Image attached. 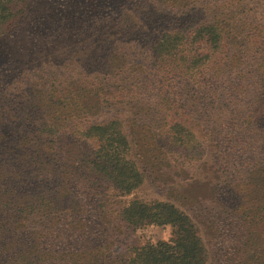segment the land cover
Segmentation results:
<instances>
[{
  "label": "trees",
  "instance_id": "1",
  "mask_svg": "<svg viewBox=\"0 0 264 264\" xmlns=\"http://www.w3.org/2000/svg\"><path fill=\"white\" fill-rule=\"evenodd\" d=\"M29 1L31 0H0V36L22 20ZM73 1L78 2L70 0L73 5ZM80 5L89 8L90 13L97 3L95 0H84ZM137 14L142 15L141 10H137ZM212 14L194 15L188 21L184 20L183 14L167 17L169 25L156 29L157 36L149 33V36H155L151 44H148L150 64L159 67L163 82H167L166 78L169 76L175 81L182 80L186 83V88L196 86L200 92L193 94L201 96L198 100L210 96L211 104L218 103L217 116L221 114L224 117L229 106H241L239 100L232 95L233 90L245 85L248 78L257 79L254 103L248 107V111L229 115L225 127L229 134L226 138L241 135L236 141L229 142L238 143L239 152L243 149L244 159H240V168H248L244 169L245 173L258 177L259 181L252 187L251 194L264 199V37L261 33H249L243 35L242 42H238L237 34L219 19L214 21ZM214 14L220 16L221 13L217 11ZM245 20L249 22L247 27L250 31L253 19L246 17ZM128 31L129 29L123 28L117 33ZM125 42L129 43V40ZM231 48L238 54V57L233 54L232 61L229 53ZM92 49L90 47L80 54H89ZM65 52H68L67 49H56L54 55L63 56ZM85 61L90 60L82 61L85 68L79 74L80 79L76 84H65L57 82L56 78L52 79V96L63 97L64 101L71 102L69 109H63V114L81 116V121L62 126L58 121L59 117L54 116L57 119L55 123L40 125L42 131L50 135L49 139L45 143L39 141L34 144L31 142V126H18L20 135L17 142L23 140L28 145L24 147L23 155H15L13 160L0 146V195L3 194L1 198L4 202L2 205L0 198V264H115L117 260L113 259L112 239L101 228L109 224L103 223L107 214L96 209L95 214H92L87 205L88 197L92 196L91 189L75 176L80 179L81 169H84L94 178L109 184L117 196L123 197L138 189L144 183L146 175L145 170L137 164L140 157L136 156V141L129 139L123 130L124 121L117 117H101L113 114L112 106L120 103L112 105L110 100L99 102L100 97L109 92L104 84L106 78L97 72L99 67L95 62ZM243 65L249 70L245 71L243 68L246 67ZM117 80L114 84H118V88L113 89V95L110 94L112 100L119 98L116 90L130 79L127 76ZM64 85L67 86L63 87ZM135 95L139 96V92ZM76 101L78 103L74 104ZM163 101L183 114L186 120L190 114L196 113V110L193 113L190 111L195 101L188 105L181 99L177 101L165 95L162 96L161 102ZM115 113L117 114V110ZM99 114L100 118L89 119L93 123L84 120L88 115L94 118ZM99 119L102 121L95 122ZM239 120L241 127L238 131L235 130V125L230 130L229 126ZM181 124H166L162 128L157 126L155 136L159 137L163 149L171 152L175 148H183L179 157L184 161L196 160L195 157H200L201 149L195 144L190 129ZM253 129L256 131L253 132ZM61 130H64L63 134L60 133ZM251 132L257 138L251 137ZM144 136L147 139V135ZM81 145L84 150L78 152V156L82 158L76 159V148ZM193 146H196L195 149ZM72 158L76 163H71ZM70 168L77 173L75 176ZM220 190L222 192L219 193L212 191L216 194L213 209L216 211L215 222H206L203 226L213 230V234L217 233L216 230L226 234L227 264H256L258 260L264 264V252L257 259L259 254H254L252 245L245 240H228L229 235L240 225L242 214L245 216L246 213L257 230V224L260 225L261 220L252 221L255 210L242 212L239 193L228 197L224 189ZM82 202H86V208H82ZM25 209L28 213L22 217ZM262 210L263 207H260L259 211ZM16 214L19 215L18 219H15ZM110 214L114 222L134 229L161 226L168 227L170 231L165 241L126 248L121 261L123 264H205L207 261V250L199 228L185 212L171 203L155 201L145 204L131 201ZM260 227L264 228V225Z\"/></svg>",
  "mask_w": 264,
  "mask_h": 264
},
{
  "label": "rangeland",
  "instance_id": "2",
  "mask_svg": "<svg viewBox=\"0 0 264 264\" xmlns=\"http://www.w3.org/2000/svg\"><path fill=\"white\" fill-rule=\"evenodd\" d=\"M83 1H73L75 2L73 5L70 0H31L22 20L9 32L0 36L2 151L10 155L12 160L15 155H23L24 147L28 144L23 140L17 142L20 135L18 126H31V142L34 144L39 141L45 143L49 139L50 135L42 131L40 125L55 123L57 119L54 116L59 117L58 121L62 126L81 121V116L66 113V117L63 114V109H69L71 102L64 101L63 97L52 96L54 89L52 79L56 78L57 82L65 84H76L80 79L79 74L85 68L82 61L89 59L90 61L85 62H95L99 67L97 72L106 78L104 84L109 90L100 97L99 102L110 100L112 105L115 103L120 105L112 106L111 115L99 114L94 118L88 115L84 120L93 123L94 121L89 119L95 120L101 116L104 119L117 117L124 121L123 130L129 139L136 141L135 152L136 156L140 157V163L137 161V164L145 170L146 175L144 183L138 189L130 195L121 197L113 192L109 184L94 178L88 171L81 169V177L78 179L75 176L77 173L70 168L75 178L91 189L92 196L88 197L87 205L92 214H95V209L107 214L103 218V223L109 224L101 228L106 232L105 235L112 239L113 259H117L115 264H123L121 261L126 248L165 241L169 237L168 227L146 226L134 229L114 222L110 212L131 201L145 204L158 201L175 205L199 228L207 250L205 264H227L226 234L218 230H216L218 234H213L214 231L203 224L215 222L216 211L213 209L216 194L212 191L216 190L219 193L222 192L220 190L222 188L228 197L233 193H239L242 212L255 210L252 221L261 220L260 225H264V199L251 194L252 187L259 181L258 177L245 173L244 169L248 168H240V159H244L243 149L239 152L238 143H234L236 145L234 146L229 141H236L241 135L226 138L229 134L228 128L225 127L229 115L248 111V107L254 103L258 81L256 78H248L245 85L234 89L232 95L239 100L241 106L238 104L229 106L226 117L221 114L219 117L218 103L211 104L210 96L198 100L201 96L193 94L200 92L196 86L186 88V83L182 80L175 81L169 76L166 78L167 82H163L159 67L150 64L148 44L157 36L156 29L169 25L167 17L181 14L184 15V20L188 21L194 15L204 16L213 13L211 18L215 17L214 21L219 19L224 25H228L237 34L238 42H242L243 35L249 33L256 35L261 33L264 37V0H252V5L251 0H163L162 3L160 0H95L97 5L90 13L89 8L80 5ZM137 10H141L142 15H138ZM217 11L221 13L220 16L219 13L214 14ZM246 17L253 19L250 31ZM122 27L129 31L117 33L123 29ZM149 33L155 36H149ZM126 40H129V43L125 42ZM90 47L93 49L89 54H80ZM55 48L59 51L67 49L68 52L63 56H57L54 55ZM229 53L231 61L233 54L238 57L233 48ZM244 67L245 71L249 70L246 65ZM231 72L233 73V70ZM127 76L130 80L125 81L124 86L116 90L119 98L112 100L110 94L113 95V89L118 88V84L114 83L118 78ZM65 86L67 85L63 87ZM130 89L133 92L130 93ZM136 92H139V96L135 95ZM163 95L173 97L177 101L181 99L188 105L195 101L190 111L193 113V110H196V113L190 114L186 120L183 114H179L164 101L161 102ZM101 121L102 119H99L95 122ZM240 121L230 125V130L235 125V130L238 131L241 127ZM178 123L190 129L195 144L201 149L200 157H195L196 160L184 161L179 157L183 152L181 147L182 150L175 148L171 152L163 149L159 137L155 136L158 132L157 126L162 128L166 124ZM63 131L60 133L63 134ZM255 131L253 129V132ZM253 132L250 133L251 137L257 138ZM39 133L42 135H37ZM144 135H147V139ZM195 147L193 146L194 149ZM83 150V145L76 148V159L82 158L78 154ZM239 156L241 157L236 158ZM71 163H76L73 158ZM1 196L3 194L0 198ZM1 203L4 204L2 198ZM82 204V208L87 207L86 202ZM260 207H263L261 212ZM27 213L28 210L25 209L21 216L24 217ZM18 217L16 214L15 219ZM241 219L240 225L229 235L228 240H245L252 245L254 254H259L257 256L259 259L264 252V228L257 224L258 230L255 229L246 213L245 216L242 214ZM262 262L258 260L256 264Z\"/></svg>",
  "mask_w": 264,
  "mask_h": 264
}]
</instances>
